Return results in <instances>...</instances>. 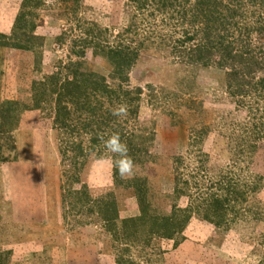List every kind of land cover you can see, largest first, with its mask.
Listing matches in <instances>:
<instances>
[{
    "label": "rangeland",
    "instance_id": "374dc122",
    "mask_svg": "<svg viewBox=\"0 0 264 264\" xmlns=\"http://www.w3.org/2000/svg\"><path fill=\"white\" fill-rule=\"evenodd\" d=\"M48 1L55 11H40L38 33L48 37L41 65H36L32 52L2 51L5 58L0 62V102L14 99L33 107L32 82L50 75L57 61L68 55L69 42L63 47L52 42V37L62 29L76 30L81 26L82 29L93 27L95 31V27L117 28L128 20L122 0H80L76 12L71 11L76 9L73 1L66 5H59L60 0ZM19 3L20 0H0L1 32H11ZM67 9L70 21L65 17ZM73 34L78 36L79 32ZM84 58L92 70L103 75L108 73L106 62L91 51H86ZM129 77L132 86L142 89L139 130H143V135L154 134L150 147L154 160L136 165L134 173L147 177L155 192L154 201L161 199L168 205L169 200L164 197L174 188L171 158L179 153L185 156L183 168L189 171L186 176L190 180L195 167L200 165L203 169L202 162H206L208 165L198 180L210 185L211 180L220 179L223 174L230 180L241 176L244 180L241 182L245 183L243 189L248 194L240 203L239 214L230 217L227 225L215 229L212 224L194 217L184 233L186 239L176 249L172 248L173 241L162 240L157 243L161 251L158 247L141 253L133 251L135 261L140 264H264L261 103L248 100L239 106L227 93L221 70L179 62L168 48L143 51ZM44 111H24L12 132L13 143L8 138L1 141L6 147V156L11 155L10 161H0V264H115L112 253H108L109 236L101 226L88 223L83 215L74 216L69 209L65 217L57 134L50 112ZM12 144L14 150L8 151ZM204 153L209 157L202 161L199 157ZM110 160L106 156L93 157L84 169L82 182L94 197L112 186ZM257 177H260L259 184ZM81 184L72 188L78 189ZM255 184L259 188L257 193L251 190ZM116 195L121 203V218L139 213L137 201L128 190L119 189Z\"/></svg>",
    "mask_w": 264,
    "mask_h": 264
},
{
    "label": "trees",
    "instance_id": "16d2710c",
    "mask_svg": "<svg viewBox=\"0 0 264 264\" xmlns=\"http://www.w3.org/2000/svg\"><path fill=\"white\" fill-rule=\"evenodd\" d=\"M68 1L76 4V9L71 10L76 12L80 0H60L59 5ZM50 2L20 0L11 32L0 31V62L5 58L2 51L14 49L32 52L36 65H41L48 37L38 33L40 11H55ZM122 2L128 11L126 24L117 28L95 27L96 32L93 27H70L52 37V42L61 47L69 42V52L65 59L57 61L50 75L32 82L33 107L14 99L0 102V161H10L11 154L6 156L1 141H14L12 132L20 115L29 109L49 111L63 167L61 180L64 179L65 188L62 187L61 205L65 217L69 209L74 216L83 215L88 223L101 226L109 236L108 253H112L115 264H140L132 256L133 251L141 253L154 247L161 251L157 243L162 240L173 241L172 248L176 249L186 239L184 233L194 217L215 229L221 228L230 217L239 214L240 203L248 194L241 176L230 180L223 174L220 179L211 180L210 185L198 180L204 174L206 162H202L203 169L200 165L195 167L190 180L186 176L189 171L183 168L182 153L171 158L174 188L164 197L169 200L167 206L161 199L154 201L155 192L147 177H120L112 166L114 156L104 148L101 136L106 139L111 133H118L135 166L155 158L150 152L153 132L143 135L137 123L142 89L131 85V68L141 53L151 48H168L179 62L192 67H215L223 72L225 89L239 106L248 100L261 103L259 129L264 130V0ZM69 12L64 11L70 21ZM73 32L79 35L74 36ZM88 50L106 62V75L89 68L84 58ZM119 104L126 105L127 114L118 118L111 114V109ZM14 147L12 144L7 150ZM101 156L111 159L112 186L94 197L82 182V174L90 159ZM208 157L204 153L199 159L204 161ZM11 159H16V155ZM255 180L260 183V177ZM75 184L81 186L73 189ZM258 184L251 188L254 193L259 190ZM119 189L128 190L135 197L137 215L120 217L121 203L116 195Z\"/></svg>",
    "mask_w": 264,
    "mask_h": 264
},
{
    "label": "clouds",
    "instance_id": "9594fccd",
    "mask_svg": "<svg viewBox=\"0 0 264 264\" xmlns=\"http://www.w3.org/2000/svg\"><path fill=\"white\" fill-rule=\"evenodd\" d=\"M111 114L115 117H124L127 114L126 105L119 104L111 109ZM104 148L114 156L112 166L119 172L122 179L131 178L135 173V165L132 158L128 155L127 145L121 141L118 133H111L105 139L100 137Z\"/></svg>",
    "mask_w": 264,
    "mask_h": 264
},
{
    "label": "crops",
    "instance_id": "0c3cea01",
    "mask_svg": "<svg viewBox=\"0 0 264 264\" xmlns=\"http://www.w3.org/2000/svg\"><path fill=\"white\" fill-rule=\"evenodd\" d=\"M121 214H122V213H121ZM130 215H131V216L135 215V212L129 214L128 216H130ZM128 216H127V217H128ZM123 217H125V216H123Z\"/></svg>",
    "mask_w": 264,
    "mask_h": 264
}]
</instances>
